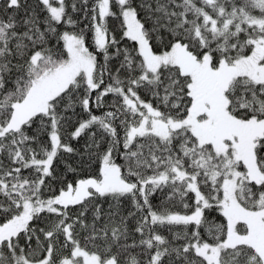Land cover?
Listing matches in <instances>:
<instances>
[{
    "label": "snow or ice",
    "instance_id": "1",
    "mask_svg": "<svg viewBox=\"0 0 264 264\" xmlns=\"http://www.w3.org/2000/svg\"><path fill=\"white\" fill-rule=\"evenodd\" d=\"M0 264H264V0H0Z\"/></svg>",
    "mask_w": 264,
    "mask_h": 264
}]
</instances>
